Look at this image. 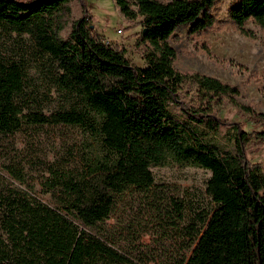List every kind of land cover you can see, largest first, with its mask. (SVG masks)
<instances>
[{
  "label": "trees",
  "instance_id": "obj_1",
  "mask_svg": "<svg viewBox=\"0 0 264 264\" xmlns=\"http://www.w3.org/2000/svg\"><path fill=\"white\" fill-rule=\"evenodd\" d=\"M74 1L0 0V27L26 37L37 67H46L55 90L74 100L44 113L22 62L0 59V137L24 127L65 126L96 144L80 174L49 183L59 192L54 206L18 187L0 192V264H146L134 253V208L151 218L156 233L176 231L186 240L170 264H264V165L246 156L252 139L264 142V115L245 109L251 128L233 126V150L210 143L205 133L220 125L213 105L236 90L177 72L169 45L178 29L210 30L217 0H114L126 19L139 21L142 66L95 35L84 16L61 39ZM228 18L248 37V21L264 32V0H239ZM167 165L208 171L211 206L187 210L159 189L151 169ZM145 230L140 225L135 241Z\"/></svg>",
  "mask_w": 264,
  "mask_h": 264
},
{
  "label": "rangeland",
  "instance_id": "obj_2",
  "mask_svg": "<svg viewBox=\"0 0 264 264\" xmlns=\"http://www.w3.org/2000/svg\"><path fill=\"white\" fill-rule=\"evenodd\" d=\"M238 1L217 0L211 10L215 24L210 30L192 34L188 28H182L169 40L170 47L175 51L173 66L177 72L186 76L197 74L214 78L236 90L233 97H223L213 105L212 115L220 123L219 131L205 133L210 143L229 151L233 150V126L243 128L247 125L251 128L245 109L264 115V32L248 21L243 27L253 34V37H248L229 20L228 11ZM70 7L72 17L59 33L61 39L68 37L72 21L84 16L88 18L95 35L123 51L131 64L143 65L146 48L138 42L141 31L139 21L126 19L114 0H76ZM10 57L24 65L28 83L35 90L44 113L70 107L74 100L55 90L51 73L46 67H37L30 41L0 27V59ZM182 99L190 101L191 96H182ZM171 112L175 117L183 118L179 109L171 108ZM95 149L96 144L84 132L65 126L24 127L13 135L2 136L0 192H7V186L18 187L22 191L29 190L37 202L54 206L52 195L59 192L58 189L50 191L49 183L80 174L86 168L84 161ZM246 156L251 163L264 165V142L252 139ZM8 166V169L14 168L20 174L21 184L13 182L6 173ZM151 172L159 189L182 200L187 210L211 206L205 194L210 177L208 171L191 166L167 165L152 168ZM140 225L147 230L135 241ZM155 227L148 215L134 208V253L135 250L140 251L137 258L146 264H170L173 256L183 254L180 249L186 240L176 231L166 229L162 232L158 228L160 231L156 233Z\"/></svg>",
  "mask_w": 264,
  "mask_h": 264
}]
</instances>
